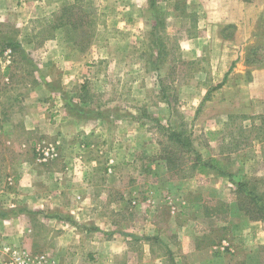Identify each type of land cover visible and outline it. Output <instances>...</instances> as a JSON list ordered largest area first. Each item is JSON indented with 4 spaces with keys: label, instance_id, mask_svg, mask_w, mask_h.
Segmentation results:
<instances>
[{
    "label": "rangeland",
    "instance_id": "obj_1",
    "mask_svg": "<svg viewBox=\"0 0 264 264\" xmlns=\"http://www.w3.org/2000/svg\"><path fill=\"white\" fill-rule=\"evenodd\" d=\"M203 1L0 0V106L9 110L0 128L10 133L0 134V158H9L0 170V221L24 226V241L0 238V246L46 253L53 264H118L125 254L103 257L109 246L140 229L160 228L167 236L182 216L194 214L222 264H264V221L249 223L233 183L255 179L264 189L257 118L264 113L243 111V96L255 90L242 83L246 74L232 75L237 64L221 78L213 44L206 51L186 43L198 30L193 22ZM34 101L41 103L46 130L64 125L69 140L27 135L22 102ZM76 124L83 131L75 135ZM170 132L188 137L218 169L182 178L193 153L174 144ZM25 169L34 193L54 199L29 213L19 186ZM77 206L82 212L75 219ZM61 237L68 241L62 260ZM156 243L165 259L158 263L170 264L165 243ZM6 257L0 247V263Z\"/></svg>",
    "mask_w": 264,
    "mask_h": 264
},
{
    "label": "crops",
    "instance_id": "obj_2",
    "mask_svg": "<svg viewBox=\"0 0 264 264\" xmlns=\"http://www.w3.org/2000/svg\"><path fill=\"white\" fill-rule=\"evenodd\" d=\"M0 9H2L1 5ZM197 13V19L194 20L193 25L197 27L198 30L195 34L187 37L189 41L186 43H198L202 49L206 46V51H209L212 48L211 44H213L217 49L213 50L216 52L214 58L221 60V63L215 64V69L216 71L218 70V74H220L221 78L226 75L233 63L237 64V69L233 67L234 71L232 75H238L242 78L246 74V81L242 83L245 84L247 89L255 90L254 93H247L243 96V111L250 114L264 113V0H214V2L204 0ZM226 28L231 30L229 35L224 33V29ZM212 57L213 55H210V58ZM7 71L8 68L5 73H7ZM27 103L28 104L22 102V108H25L22 112H27L26 114L24 113L25 115L22 118V127L27 135L33 136V134L51 133L52 136L56 135L61 139L67 137L66 139L69 140L66 126L64 125L56 124L51 128V131L46 130L48 125L45 123V118H43L40 111L43 109L40 107V102L34 101L32 103ZM3 106H0L2 107L0 109V127L6 124L7 118L9 117V110L3 109ZM27 122L28 124H26ZM74 129L73 132L75 135L83 131L81 130L82 126H80V124H76ZM5 131L7 133L2 132L0 128V134L2 133L3 137L10 136V133L6 129ZM69 146H71L70 143L66 145V148L68 147L71 149L72 147ZM62 152H64V147ZM0 155H5V152L2 151L1 148ZM64 156L63 154V157ZM7 162H9L8 157L0 158V170H5V164H8ZM7 168H9V165ZM26 170L27 169H25L24 172L22 170L23 174L20 175L21 181L19 182V186L25 201L26 207L24 209L29 213L31 209L35 210L36 207L34 204L49 203L54 199L47 200V191H39L37 194L34 193L32 178L29 177ZM176 178L182 180L183 177ZM170 180H173V178H170ZM24 184H30L31 186L28 193L25 192ZM59 186H61V184H59ZM80 196L83 198L84 194ZM61 198L62 196L59 195L56 201H60ZM81 210L79 206L74 208L75 217H72L78 219L81 216ZM20 215L29 219L25 211L21 212ZM195 217L194 214H187V217L182 216L178 221L180 224L178 223L175 229L170 230L167 236H165L164 231H161L160 228L155 226L153 227L154 230L157 228L155 230L156 232L152 234H144L147 233L144 229L137 230V232H134L136 234L131 233L129 236L126 235V240L123 239V242L121 241L122 243L116 244L117 246H109L108 252L106 251L107 255L103 257L108 258V256L111 255L110 253H119L121 256L125 254L126 259L121 260L118 264H142L143 262L147 264H159L158 262L165 263V259L159 257L155 251L157 246H154L157 244L156 242L163 240L169 252L168 256L170 255V264H222L220 253L215 250L217 248L216 245L213 241L209 242L205 228L202 230V226L199 225ZM214 218L217 219L216 214ZM86 219L88 220L90 218ZM2 220L3 221H0V238L6 241L13 239L15 243L21 240L24 241V238L21 236L24 229L22 223L12 220L9 221V223H5L4 221L6 220ZM248 221H250L249 223L255 222L250 219H248ZM37 227L38 226H34L35 229ZM58 233L61 234L62 231L59 230L57 234ZM162 236L164 238H162ZM132 238L133 241L130 240ZM64 239V237H61L58 242L56 241V244L59 245V247L56 246V250L60 252L59 255L61 260L65 257V255L61 253L65 249L62 245L68 243V241L64 242ZM144 240H146L147 244L144 243ZM74 242L76 244L73 245V250L78 251L79 248L82 247L79 246L80 241L77 239ZM131 243H134V246H132ZM96 258L99 257L96 256ZM113 264L117 263L115 262Z\"/></svg>",
    "mask_w": 264,
    "mask_h": 264
},
{
    "label": "trees",
    "instance_id": "obj_3",
    "mask_svg": "<svg viewBox=\"0 0 264 264\" xmlns=\"http://www.w3.org/2000/svg\"><path fill=\"white\" fill-rule=\"evenodd\" d=\"M6 46L14 47L15 44L11 42H7ZM257 118L260 120V130L264 133V114L258 115ZM209 135H212V137H215L216 132H208ZM169 139L173 141L176 145H181L182 147L186 148V151H189L193 153V156L191 157V164L188 165V169L190 170L182 177H185L186 175H191L193 170L195 171H201L204 168H211V169H218V165L216 163L215 158H207L204 159L200 156V154L194 149L192 146V143L188 139V137L184 138L180 134L175 132L169 133ZM262 142H264V137L261 138ZM264 145V144H263ZM187 153V152H185ZM171 158H177L175 155V152L173 154H169L167 162L170 163ZM174 160V159H173ZM172 160V161H173ZM170 166H168L169 168ZM176 173V172H175ZM220 174H224L226 176H229L231 179L232 174H227L222 170H219ZM177 174V173H176ZM235 184V194L238 196V205L239 209L244 212L246 216L250 220L256 221V220H262L264 221V189L260 188L259 182L255 179L251 180H240V181H233Z\"/></svg>",
    "mask_w": 264,
    "mask_h": 264
},
{
    "label": "built area",
    "instance_id": "obj_4",
    "mask_svg": "<svg viewBox=\"0 0 264 264\" xmlns=\"http://www.w3.org/2000/svg\"><path fill=\"white\" fill-rule=\"evenodd\" d=\"M1 252L6 254V259L0 264H53L46 253L29 254L12 246H0Z\"/></svg>",
    "mask_w": 264,
    "mask_h": 264
}]
</instances>
